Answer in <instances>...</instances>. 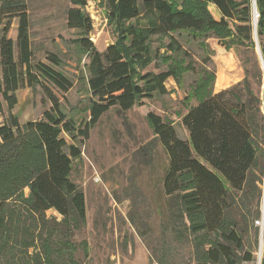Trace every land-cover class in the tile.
Masks as SVG:
<instances>
[{"label": "trees", "instance_id": "obj_1", "mask_svg": "<svg viewBox=\"0 0 264 264\" xmlns=\"http://www.w3.org/2000/svg\"><path fill=\"white\" fill-rule=\"evenodd\" d=\"M88 1L69 0L81 9ZM104 1L120 26L121 41L104 52L86 37L89 19L78 9L67 12V27L82 33L77 43L88 59L89 107L87 118L77 125L54 93L66 94L72 88V81L59 70L61 61L53 54L46 56L48 63L35 60L25 0H0V113L3 104L7 110L0 124V264H79V248L88 255L85 242L71 241L86 222L84 195L71 180L73 167L81 160L78 144L88 140L109 110L127 112L143 100L167 94V80L178 79L176 67L137 77L134 67L146 70L159 58L152 48L154 38L167 39L168 52L190 59L174 38L181 34L195 39L212 36L225 50L238 51L245 88L239 91L240 85H235L214 94L207 79L197 84L195 104H186L180 120L186 139L169 121L148 114L153 135L167 157L161 179L166 215L160 230L165 244L155 262L169 263L168 236L190 249L192 264L253 262L258 245L254 221L259 219L263 198L264 114L259 95L248 83L249 77L257 85L261 80L251 1ZM255 6L256 37L264 62V0H255ZM13 19L17 20L15 40L7 36ZM181 70L193 68L188 63ZM23 87L41 90L49 102L41 119L21 123L11 113ZM48 211L60 219H49Z\"/></svg>", "mask_w": 264, "mask_h": 264}, {"label": "rangeland", "instance_id": "obj_2", "mask_svg": "<svg viewBox=\"0 0 264 264\" xmlns=\"http://www.w3.org/2000/svg\"><path fill=\"white\" fill-rule=\"evenodd\" d=\"M250 1L256 10L255 0ZM25 2L35 60L48 63L46 56L53 54L61 61L59 70L72 81V88L66 94L54 93L63 112L78 125L87 118L89 107L88 59L77 43L83 37L82 33L67 27V12L78 9L89 19L91 30L86 37L98 52H104L112 43L121 44L120 26L112 19L104 0H89L82 9L73 6L69 0ZM209 9L218 19L215 9ZM257 19L253 21L255 28ZM16 29L17 20L13 19L8 38L15 40ZM174 38L190 59L183 60L182 56L176 57L168 52L165 49L167 39L154 38L152 48L158 51L159 58L146 70L134 67L135 77L176 67L178 79L167 80V94L143 100L141 105L127 112L109 110L90 131L88 140L78 144L81 160L74 165L71 180L84 195L86 222L73 234L71 241L75 245L85 242L88 251L84 256L79 248L76 253L79 264H157L155 259L163 253L165 244L160 230L166 215L161 179L167 157L153 135L147 116L153 113L169 121L178 136L186 139L187 132L180 120L186 112V104H195L193 95L197 84L207 79L214 94L235 85H240L239 91L245 88L242 85L245 74L238 51L225 50L212 36L195 39L181 34L174 35ZM254 41L261 80L257 85L255 79L249 77L248 83L250 89L259 95L264 114V69L257 49L258 39L254 37ZM188 63L193 71H182V66ZM250 69L252 74L254 67ZM16 97L17 105L11 113L21 123L41 119L43 112L50 108L39 89L32 91L23 87ZM6 117V105L3 104L0 124ZM66 140L71 143L69 138ZM261 188L264 197V178ZM46 217L60 219L52 211H48ZM166 241L170 251L168 264H192L188 247L175 244L170 236Z\"/></svg>", "mask_w": 264, "mask_h": 264}, {"label": "built area", "instance_id": "obj_3", "mask_svg": "<svg viewBox=\"0 0 264 264\" xmlns=\"http://www.w3.org/2000/svg\"><path fill=\"white\" fill-rule=\"evenodd\" d=\"M258 14L253 12V20L257 19ZM254 227L258 229V245L255 249L254 261L251 263L242 264H261L263 258V240H264V202L261 203L259 219L254 221Z\"/></svg>", "mask_w": 264, "mask_h": 264}, {"label": "water", "instance_id": "obj_4", "mask_svg": "<svg viewBox=\"0 0 264 264\" xmlns=\"http://www.w3.org/2000/svg\"><path fill=\"white\" fill-rule=\"evenodd\" d=\"M253 12L257 13L256 10H255V8H253ZM254 21H256V19H254ZM254 37H256V28H255V27H254ZM256 38H257V37H256ZM255 43H256V42H255ZM257 49H258V52H259V55H260V60H261L262 67H263V69H264V62H263V60H262V57H261L260 50H259L258 46H257ZM262 202H264V197H263V199H262Z\"/></svg>", "mask_w": 264, "mask_h": 264}]
</instances>
